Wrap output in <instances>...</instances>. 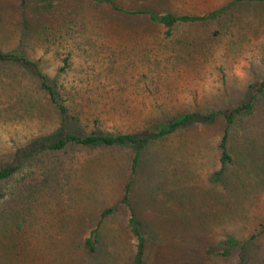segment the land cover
Listing matches in <instances>:
<instances>
[{"label":"rangeland","instance_id":"1","mask_svg":"<svg viewBox=\"0 0 264 264\" xmlns=\"http://www.w3.org/2000/svg\"><path fill=\"white\" fill-rule=\"evenodd\" d=\"M111 1L157 15L228 9L165 37L160 25L96 0H0V51L38 62L67 109L63 117L34 71L0 62V169L15 168L0 183V264H132L119 204L131 179L143 264H239L229 237L246 243L244 264H264V93L228 129L232 161L222 171L220 116L148 145L132 178L130 148H47L66 134L144 133L177 114L247 103L249 85L264 81V4ZM94 229L91 252L84 242Z\"/></svg>","mask_w":264,"mask_h":264},{"label":"trees","instance_id":"2","mask_svg":"<svg viewBox=\"0 0 264 264\" xmlns=\"http://www.w3.org/2000/svg\"><path fill=\"white\" fill-rule=\"evenodd\" d=\"M19 2L20 7H24L27 3V0H17ZM98 2L106 3L110 8L117 12H123L129 16H137L138 18H145L150 22L160 25L165 29L164 36L169 37L170 32L174 25L177 24H195V23H203L213 19L218 18L225 12L228 7H221L215 9L209 13L202 15H192V16H175L170 13H164L157 15L150 10H122L117 7L111 0H96ZM242 2H255L264 4V0H232L231 3L227 6L234 5L236 3ZM21 26L25 30L28 27V24L25 18L22 19ZM0 62L3 63H11L20 67L29 68L35 72L37 79L40 83V88L44 90L52 105H54L57 110L65 117L67 112L66 107L59 100V97L56 95V91L54 87L49 84V80L47 76H45L39 69L38 62L30 60L27 56H25L19 49H15L13 51L2 52L0 51ZM69 67V59L65 57L62 60V67H60L59 71H66ZM255 89L256 93L249 98V101L245 104H240L234 107L233 109L226 112H209L206 114H202L200 112H187L182 114L174 115L169 120H163L156 125H152L149 129H147L144 133H117L115 135L111 134H103V133H94L87 135H76V134H66L63 138H60L57 143L49 144L47 146L50 150L59 151L63 149L67 144H75L83 147H113V148H130L132 152L131 156V165H130V175L131 178L137 173V169L139 167L140 157L142 151L150 144L160 141L174 133L178 130H181L191 124L194 123H202L206 124L212 122L213 119L220 116L224 122L225 129L223 131L220 143H219V151H220V165L221 171L224 166L228 163H231L232 159L228 153L227 149V137H228V129L230 126L240 122L247 114L251 113L254 108L256 99L258 94L264 93V81L256 85H249V90ZM14 167L8 166L0 169V183L4 182L8 178H10L14 173ZM218 176H215L213 180H217ZM132 179L126 183L123 196L119 201V204L125 206L126 209V222L128 225V229L130 235L134 241V252L132 255V264H143V254H144V236L140 230V222L136 217V213L134 208L130 203V190H131ZM118 204V205H119ZM112 212V208H107L102 211L99 221L102 223V218L107 216ZM97 229H94L90 232V236L85 239L84 245L89 249V251H94V243H97ZM225 244L229 248L238 249V260L239 264H244L246 259V243L239 242L235 239L229 237L226 239Z\"/></svg>","mask_w":264,"mask_h":264}]
</instances>
